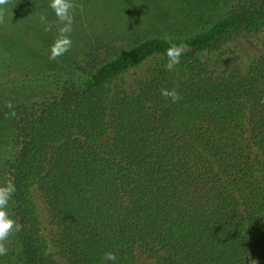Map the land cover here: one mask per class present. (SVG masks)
Instances as JSON below:
<instances>
[{"label":"trees","instance_id":"obj_1","mask_svg":"<svg viewBox=\"0 0 264 264\" xmlns=\"http://www.w3.org/2000/svg\"><path fill=\"white\" fill-rule=\"evenodd\" d=\"M229 1V12L189 32L112 54L96 46L64 63L50 81L57 87L34 99L19 100L11 71L0 75V155L10 149L1 179L15 182L9 213L22 225L0 264H137V249L154 264H264V50L246 69L235 61L210 72L196 60L264 27V0ZM49 3L6 6L31 15ZM165 36L188 46L182 73L153 70L136 89L114 91L130 68L165 56ZM173 87L177 103L160 95ZM34 188L58 227L56 254ZM107 251L115 262L103 260Z\"/></svg>","mask_w":264,"mask_h":264},{"label":"rangeland","instance_id":"obj_2","mask_svg":"<svg viewBox=\"0 0 264 264\" xmlns=\"http://www.w3.org/2000/svg\"><path fill=\"white\" fill-rule=\"evenodd\" d=\"M77 3L82 5V11L77 9L75 12L71 33L72 48L55 60H50L49 54L56 37V27L45 32L38 19H35L39 13L44 12L49 23L55 25L56 17L49 5L31 15L21 14L16 9L5 6V23L0 25V75L11 71L10 88L21 93L19 100L34 99L52 92L57 84L50 81H53L64 63L78 60L96 46H101L102 51L107 48V52L112 54L152 35L189 32L225 15L233 6V2L229 0H77ZM263 50L264 27L257 32H241L226 38L218 49L198 53L196 60L207 64L210 72L222 71L225 63L231 65L235 61L240 68L246 69ZM166 63V56L151 57L120 75L111 86L116 92L134 90L153 70H166ZM185 63L181 60L176 71L171 74L180 75ZM10 100L11 97H8L7 101ZM244 142L254 158L257 151L249 138L247 126ZM1 152L0 184H3L2 161L10 155V149L4 147ZM33 196L39 210L41 232L49 246L48 251L56 254L58 227L50 215L47 203L36 188L33 189ZM136 256L137 264L155 263L140 249L136 250Z\"/></svg>","mask_w":264,"mask_h":264},{"label":"clouds","instance_id":"obj_3","mask_svg":"<svg viewBox=\"0 0 264 264\" xmlns=\"http://www.w3.org/2000/svg\"><path fill=\"white\" fill-rule=\"evenodd\" d=\"M10 2L11 0H0V25L5 23L7 11L5 6ZM49 7L53 10L56 17L55 25L49 23L47 14L44 12L39 13L35 19H38L45 32H50L54 26L56 27V37L50 46L49 54V59L55 60L65 55L72 48L71 33L73 32L75 22V12L77 9L82 11V5L78 4L77 0H50ZM164 39L168 43V47L165 50L167 58L165 68L169 72H174L176 71V66L181 63V58L188 51V46L182 41L176 42L167 36ZM160 95L166 100L170 99L172 103H177L181 99L175 87L172 89L162 88ZM261 103H264V100H261ZM6 107L12 109L7 115L9 117H16V112L11 102H8ZM16 191L15 182L11 178L6 179L5 183L0 184V256L8 254L7 242L9 238L22 228L17 219L13 218L9 213V202ZM116 259L115 252L107 251L104 253L103 260L105 262H115ZM251 264H257V262L252 260Z\"/></svg>","mask_w":264,"mask_h":264}]
</instances>
